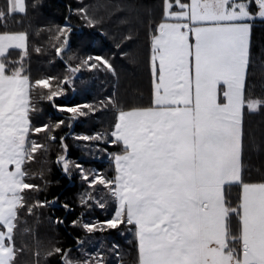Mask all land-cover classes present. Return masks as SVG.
I'll use <instances>...</instances> for the list:
<instances>
[{
	"label": "snow or ice",
	"instance_id": "obj_1",
	"mask_svg": "<svg viewBox=\"0 0 264 264\" xmlns=\"http://www.w3.org/2000/svg\"><path fill=\"white\" fill-rule=\"evenodd\" d=\"M28 7L25 0L0 2V264H18L25 246L17 237L28 217L57 207L59 197L41 199L47 157L57 145L55 163L84 188L71 225L83 236L71 248L48 249L46 264L49 257L56 264H123L118 243L106 248L99 241L98 234L114 232L133 235L135 264H264V176L250 179L243 163L245 115L264 114V60L255 65L251 46L254 22H264V0H80L77 19L113 39L117 52L69 55V17L51 37L65 71L40 76L25 67L28 33L8 28ZM133 19L148 37L147 102L110 94L97 103H58L69 89L76 91L82 70L117 77L115 56L135 61L126 51L137 39L133 32L125 28L117 40L103 28L105 20L129 25ZM38 101L71 115L37 124ZM101 116L109 118L105 131L73 139L85 142L93 159L103 154L108 171L70 160L65 136L57 135L62 125ZM61 207L74 211L67 203ZM97 208L105 219H88Z\"/></svg>",
	"mask_w": 264,
	"mask_h": 264
},
{
	"label": "trees",
	"instance_id": "obj_2",
	"mask_svg": "<svg viewBox=\"0 0 264 264\" xmlns=\"http://www.w3.org/2000/svg\"><path fill=\"white\" fill-rule=\"evenodd\" d=\"M2 2V0H0ZM28 7L26 16H18L16 20L8 21L10 30L25 31L29 35L30 57L25 67L30 68L33 76L45 74L61 75L65 71V64L59 57L54 55L53 45L55 40L51 39L58 26H63L66 18L71 17L70 23L73 27L71 38V54L79 57L89 55L113 56L117 52L116 43L110 37L99 35L98 29L85 27L83 21L76 17V6L80 0H38L39 7L33 8L34 0H25ZM87 2V0H86ZM145 4H151L153 0H143ZM71 9V11H70ZM103 28L116 35L119 40L125 28H129L137 37L135 43H130L126 51L135 58H126L123 55L115 56L114 63L117 68L118 76L113 77L105 72H88L82 70L77 74L76 91H68V99L60 98L58 103L63 101L67 104L75 103H97L109 96L116 94L118 97L127 99L130 103L147 102L149 81L145 71L144 60L147 50L148 37L146 29L139 20H131L129 25H119L109 23L105 20ZM251 46L255 65L259 67L264 60V22L257 19L252 28ZM40 48V53L34 51ZM67 59V56H65ZM78 61H73L77 63ZM259 76V73H257ZM87 80L86 88L80 87V80ZM37 107L41 109L33 113L34 122L37 124L55 123L59 119H66L71 114L59 113L52 108L47 101H38ZM99 115V114H98ZM108 117L101 116L99 119L91 121H74L72 127L61 126L57 129L58 136H65L68 145V158L81 162L85 167L98 168L101 171H108V161L103 158V154L93 159L86 154L82 147L85 142L73 139L75 135H94L103 132L107 128ZM246 143L243 163L248 177L252 180H259L264 176V114L245 115ZM41 137L43 133L40 134ZM61 151L59 146L54 147L47 157V165L50 171L46 173L48 186L41 195V199L47 197L52 200L59 197V202L55 209L44 208L37 210L36 217H28L26 225H22L18 234V243L25 246V251L19 256L18 264H35V253L40 252V264H46L45 253L48 249L55 246L71 248L74 246L75 238L83 236V233L73 228L72 221L80 216L79 196L84 188L78 176L69 178L63 173L60 166L55 161L57 153ZM38 168L39 165H36ZM39 183V181H37ZM67 203L73 212H67L62 204ZM103 210L97 208L88 219H105ZM57 219L64 220L63 224H57ZM30 231L24 232V228ZM99 241L104 242L105 247L110 246V242L115 241L120 246L123 254V264H135L136 249L135 239L131 233L120 234L114 232L111 236L98 234ZM92 250V245H85ZM56 264L55 257L47 258Z\"/></svg>",
	"mask_w": 264,
	"mask_h": 264
}]
</instances>
